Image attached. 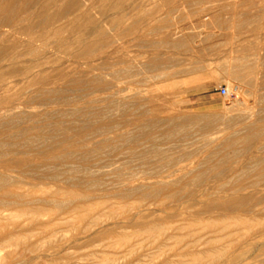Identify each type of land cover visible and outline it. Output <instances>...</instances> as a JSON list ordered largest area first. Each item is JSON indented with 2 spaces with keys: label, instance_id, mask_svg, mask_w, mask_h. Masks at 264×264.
<instances>
[{
  "label": "rangeland",
  "instance_id": "374dc122",
  "mask_svg": "<svg viewBox=\"0 0 264 264\" xmlns=\"http://www.w3.org/2000/svg\"><path fill=\"white\" fill-rule=\"evenodd\" d=\"M78 1L86 10L93 4L91 0ZM109 2L113 0L97 4L87 12L88 18L101 21ZM125 7L127 14L141 22L134 30L120 27L118 31L121 58L123 62L128 59L118 68L122 72L118 82L125 90L124 97L117 98L119 104L111 103L113 99H107L99 85L90 91L87 86L74 88L67 80H60L55 93L36 99L33 110L26 109L19 119L8 117L12 127L0 130V176L9 186H20V193L30 192L33 186L36 204L57 216L74 202L67 197L56 203L46 201L47 193L54 189L77 193L82 202L133 205L134 210L117 218V223H130L128 232L136 230L137 224L175 226L187 222L234 189L247 201L242 210L225 214L257 217L264 223V130L249 146L229 145L264 119V0H128ZM86 22L82 19L74 28H82ZM115 32L107 30L111 36ZM11 50L0 58L2 67L9 64L8 58L15 52ZM104 58L98 46L84 61L87 67L95 68L89 77L98 80ZM69 65V69L74 66ZM244 70L242 76L236 75ZM165 83H175V92L150 101L156 87ZM221 87L228 89L226 96L220 94ZM0 95H4L1 89ZM193 113H210L212 126L184 122L182 117ZM112 120L119 125L115 129L118 136L94 133L97 126ZM83 127L85 132L79 135ZM64 130L67 139L75 143L69 148L61 145ZM109 137L117 141L104 143ZM53 147L54 156L46 155ZM36 152L44 154L36 158ZM14 160L27 165L4 168ZM134 188L140 189L130 194ZM153 188L160 191L142 194ZM170 192L177 193L168 198ZM220 212L215 209L201 217L223 216ZM112 221L108 228L113 227ZM93 231L92 235L81 234L76 226L61 225L55 237L40 239L33 249L27 247L29 241L22 244L12 264H162L180 259L169 249L159 250L145 237L133 238L137 244L133 252L111 249ZM257 231H264V227ZM245 258L246 264H264V246L254 248Z\"/></svg>",
  "mask_w": 264,
  "mask_h": 264
},
{
  "label": "bare ground",
  "instance_id": "6f19581e",
  "mask_svg": "<svg viewBox=\"0 0 264 264\" xmlns=\"http://www.w3.org/2000/svg\"><path fill=\"white\" fill-rule=\"evenodd\" d=\"M84 1L86 2V0ZM91 1L93 4L86 10L78 0H0V58L7 55L11 49L15 51L13 55L8 58L9 64H7L6 67L0 65V89L4 94L0 95V130H7L12 127L11 122L7 121L8 117L12 116L13 118L14 116L19 119V116L26 113V109H34L37 98L55 93V87L60 80H67L73 87L80 86L81 88L87 86L90 91L99 85L102 91L107 94V99H113L111 103L117 104L122 94V97H124L123 92L125 90L120 87L118 82L119 75L122 72H120L121 70L119 69V71L118 68L119 65H126L125 63L128 59H125L126 61L123 62L122 53L117 45V39L119 37L118 31L120 27H126V30H134L141 21L139 17H134L132 14H127L124 11L123 7H125V3L128 0H113V3L109 2L108 5L103 8L101 21L97 22L91 20L88 18L87 12L92 10V8L94 9L97 4L105 3L110 0ZM58 5H63L61 10L51 13ZM110 12H113V14L110 15ZM82 19L87 20L86 25L82 28H74V24L79 23ZM108 29L114 32L117 31V33L115 32L116 35H109L107 33ZM125 32L127 33V31L121 33L126 34ZM98 46L103 50L105 58L103 59V66L99 71V77L97 76L98 80H96L89 77V74H92L95 68L87 67L88 64L86 65L84 61L88 60V58L93 55L95 48ZM19 48L23 49L21 53L17 51ZM125 57L127 56H124V58ZM69 64L74 65L72 69H69ZM127 71L129 72L128 69ZM244 72L245 70L243 72L238 71L236 75L242 76ZM130 74L129 72V75ZM77 76L90 79L83 81L81 77ZM8 80L9 82H7ZM176 88L175 83L170 85L166 83L165 85L161 84L157 86L156 90L153 92V94L155 93L157 96L154 97L152 94L149 100L157 101L161 94L162 96L166 93L170 94L172 92L169 91ZM148 94L150 95V92ZM162 96L161 98H163ZM166 96L167 95H165V97ZM125 99L126 98H124V100ZM132 99L133 98H131V100ZM186 102L187 101H182L180 103L184 104ZM28 115L36 117L34 112H29ZM182 118H184V122L200 123L203 124L205 128L212 126L214 121L210 113L206 116L193 113L184 115ZM117 125L118 123L116 120H112V122H108L105 125L97 126L94 129V133L111 135L112 137L118 136L119 134L115 133ZM120 126H122V124H120ZM48 128L50 127L48 126ZM52 128L53 127H51V129ZM32 130L36 131L34 128H31V131ZM82 130L83 131H81L79 135L85 132V127H83ZM263 130L264 119H261L255 126L247 129L244 136L230 141L229 145L233 146L236 143H241L243 146H249ZM66 134L67 131L64 130L63 135L65 136ZM67 138L69 137L65 136V140L61 145L69 148L75 143ZM130 139H132V137ZM113 141H117L116 137L112 139L111 137L108 139L106 138L104 143L108 144V142ZM104 145L105 144L102 146ZM54 153L53 147V149L45 154L53 157ZM43 154L44 153H37L36 158H41ZM26 165V162L23 160H14L5 164L4 168H22ZM154 179L155 178H152L151 182H153ZM156 180H162V182H164V179ZM139 186L142 187L141 184ZM145 186L146 185H144V187ZM20 188V186L15 185L9 186L8 180L0 176V195L4 197V199H0V264H12V259L15 253H17V249L22 248L21 245L27 241L30 242L27 247L33 249L40 239L55 237L61 225L76 226V229H78L81 234L90 233L94 230L93 232H95L98 240L107 242L106 247L120 251L124 249L126 252H133L136 248L135 246L137 244L132 241L134 237H145L144 240L150 241V243L155 245L159 250L163 251L164 249H169L177 258H180L176 262H165L162 264H246L245 257L247 254L256 247L264 246V231H257L259 227H264L262 221L256 220L257 217L254 219L226 215L229 213L233 214L235 211L244 208L246 197L243 198V196H241L242 194H239V189H234L232 193L224 197L223 200L213 201L206 205L193 219L186 220L187 222H183L179 225H176V223L175 226L154 223L137 224L138 226H134L136 228L133 227L136 230L133 229L134 231L128 232L127 230L131 227L130 223H125L126 225L117 223V218L124 217L125 214L127 215L131 210H134L133 205L106 206L102 202H82L81 195L77 193L54 189L53 192L47 193L46 201L56 203L58 201L57 199L67 197L74 202L70 208L62 212L60 216H57L45 207L36 204V191L33 186L30 192L26 191V194L20 193ZM134 189L135 190H129V193H137V190L140 188L137 190L136 188ZM156 191L158 192L160 190L153 188L152 191L143 192L142 194L146 196ZM176 193L177 192H172L168 195V198H173ZM57 204L59 205V203ZM215 209L221 211L220 214L223 213L224 215L210 217L209 219L201 217V215L204 214H212ZM110 221L114 223L112 228L107 227L110 225ZM257 251L260 250L257 249ZM257 251H255V253ZM167 253H169V251L166 252V254ZM108 264H110V262Z\"/></svg>",
  "mask_w": 264,
  "mask_h": 264
},
{
  "label": "built area",
  "instance_id": "2783aa9c",
  "mask_svg": "<svg viewBox=\"0 0 264 264\" xmlns=\"http://www.w3.org/2000/svg\"><path fill=\"white\" fill-rule=\"evenodd\" d=\"M219 90L222 96H226L228 94V89L226 87H221Z\"/></svg>",
  "mask_w": 264,
  "mask_h": 264
}]
</instances>
